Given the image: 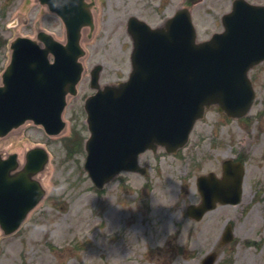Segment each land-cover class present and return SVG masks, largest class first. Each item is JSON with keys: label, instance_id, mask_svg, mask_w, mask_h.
<instances>
[{"label": "rangeland", "instance_id": "1", "mask_svg": "<svg viewBox=\"0 0 264 264\" xmlns=\"http://www.w3.org/2000/svg\"><path fill=\"white\" fill-rule=\"evenodd\" d=\"M87 1L93 4L94 26L82 30L83 73L77 95L67 97L64 130L50 137L28 121L0 138V155L21 152L20 165L31 148L49 154L36 175L43 200L16 233L5 237L0 230V264H201L216 249L215 264H264V64L249 73L255 102L244 119H227L213 107L177 156L161 148L157 156L146 152L139 160L147 169L143 176L120 173L97 192L83 169L85 152L77 146L88 137L83 102L93 93L89 72L102 66V86L125 80L132 50L128 18L156 27L188 5L187 0ZM247 1L264 5V0ZM231 2L193 1L189 10L198 41L222 30L220 17ZM41 31L65 42L63 24L38 0H0V84L8 43L16 37L36 40ZM73 129V140L64 143ZM240 156L245 161L240 203L220 206L200 222L186 218L185 208L199 201L196 178L209 172L219 177L222 161ZM228 223L233 241L218 247Z\"/></svg>", "mask_w": 264, "mask_h": 264}, {"label": "water", "instance_id": "2", "mask_svg": "<svg viewBox=\"0 0 264 264\" xmlns=\"http://www.w3.org/2000/svg\"><path fill=\"white\" fill-rule=\"evenodd\" d=\"M39 1L63 20L67 43L62 46L43 33L38 39L44 49L24 38L11 43V61L0 87V136L27 119L42 124L48 134L58 133L63 128L64 97L68 92L74 94L79 79V30L91 26L90 5L84 0ZM222 24L223 33L195 44L186 10L155 30L129 19L128 32L134 41L129 80L99 89L100 67H96L91 87L97 93L85 103L91 137L84 168L98 188L120 169L136 170L137 154L145 148L159 143L173 151L183 145L204 107L216 104L229 117H241L249 110L254 93L247 71L264 60V6L236 0ZM49 53L52 64L47 60ZM45 162L41 149L29 151L25 166L15 173L14 155L0 160V227L4 234L14 231L42 197L31 176ZM242 174L240 163L226 161L221 180L213 175L200 177L202 203L190 206L187 214L200 219L216 201L237 202ZM230 237L228 227L223 243ZM214 259L211 254L204 263L212 264Z\"/></svg>", "mask_w": 264, "mask_h": 264}, {"label": "bare ground", "instance_id": "3", "mask_svg": "<svg viewBox=\"0 0 264 264\" xmlns=\"http://www.w3.org/2000/svg\"><path fill=\"white\" fill-rule=\"evenodd\" d=\"M97 19H99V17H97ZM97 34H98V32H97ZM97 34H96V35H97ZM17 156H18V162H20L21 159H22V153L19 152V153L17 154ZM43 182H44L45 185H47V178L44 177Z\"/></svg>", "mask_w": 264, "mask_h": 264}]
</instances>
